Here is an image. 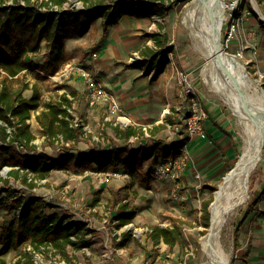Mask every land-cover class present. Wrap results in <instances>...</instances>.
<instances>
[{
  "label": "rangeland",
  "instance_id": "obj_1",
  "mask_svg": "<svg viewBox=\"0 0 264 264\" xmlns=\"http://www.w3.org/2000/svg\"><path fill=\"white\" fill-rule=\"evenodd\" d=\"M81 1L85 3L87 0ZM119 1L107 0V3L115 6ZM190 1L164 0L166 12L163 17L159 15L143 18L131 17L128 21L138 24L139 37L128 38L135 43L127 51L124 48L126 54H120L119 60H115L113 65L124 67V70L129 67L134 69V73L139 74L138 82L141 80L145 82L144 90L140 95L138 93L136 97L130 94V102L120 100L123 112L131 119V124L128 126L119 123L116 118L117 114L110 112L105 104L95 106L96 118H90V112L87 111L90 106L86 100L85 82L79 83L77 74L76 76L71 74L72 76L64 77L62 81L56 82L43 71L32 67L20 76L7 80V85L11 89L29 85L23 90V95L26 97L32 94V88H38L42 104L50 98L58 99L61 94L60 90L63 88L71 94L75 93L70 110L74 119L83 120L84 133L68 142L65 140L55 143L48 141L36 119L38 111H32L29 122L32 131L36 134L34 142L38 144V152L42 155L57 159L65 152L77 155L120 146L128 148L146 146L156 149V156L152 155L145 160L142 167L131 171H126L127 168L124 165L118 166L115 170L111 168L109 171L119 172L120 175L113 176L112 174L107 179L94 176L89 172L92 170L89 169L86 171L67 170L54 164L49 166L50 173L44 179L29 174L35 180L33 188H28L20 179L9 178L10 168L4 167L0 171V223L9 222L14 217L15 210L8 208L11 202V191L20 196L43 197L48 202H52L51 204H55L57 212L68 214L70 216L68 221L80 223L78 235L73 236L76 243L68 247L70 254L68 258L55 249L33 251L29 250L28 246L10 250L3 255L7 264H14L25 249L32 252L35 264H212L203 256L200 242L201 237L210 227V225L205 227L201 223L202 203L212 200L209 205L212 218L211 205L215 201L216 191L238 161L243 141L237 118L229 104L210 87L202 76V68L206 64V59L189 35L187 27L182 23L185 7ZM225 1L230 3L233 0ZM239 1H242L243 23L236 37L229 44L225 38L223 39L222 47L241 60L250 78L264 92V78L260 75V71H264V20L259 12H256L255 7L263 15L264 10L260 0ZM73 2L75 0L70 2L69 8L74 6ZM97 21L99 26H95V33L101 31L103 18ZM159 23L162 24V32L168 35L166 45L172 51L168 53L169 60H166L163 66L154 65L145 71L142 62L134 65L129 63L128 58L137 51L144 59L143 49L147 45L157 50L160 49L147 35L149 32L158 31ZM76 43L78 42L68 43L65 62L61 68L68 61L82 62L87 58L86 50L78 48V46L85 47V45ZM180 72L187 73L193 80L197 94L201 92L204 95H201L202 97L211 101L209 103L217 104L226 119L231 122L237 141L233 153L226 159L222 161L208 159L215 151L207 149L202 153L198 149L208 144L213 145V143L209 139L203 141L191 138L185 130L184 122L179 129L167 125L155 135L151 132L152 127L165 123V116L168 113L174 115L176 122L183 117L178 82ZM99 76L105 82L111 80L107 75L100 73ZM4 77L5 74L0 69V85ZM108 87L112 88L110 85ZM137 106L141 111L132 113V109H137ZM106 116L111 117V120L102 127ZM2 125L5 124L0 120V128ZM113 126H118L122 131L130 126L143 129L128 141L127 138L115 133ZM144 127L147 128L149 135L144 133ZM13 129L7 127L8 132H12ZM0 144L6 145L7 143L0 138ZM158 145H163L167 153H164L165 150L163 151ZM189 145H196V148L193 149ZM186 154L190 157V166L176 177L157 181L147 178L146 173L160 159L183 157ZM120 180H124L125 183ZM96 198L97 201H95ZM120 202H128L136 213L133 222L123 227H118L114 219ZM174 217L185 221L184 243L173 248L165 242L153 244L147 237L149 226L152 224L171 225ZM238 225L240 227L239 238L236 241V226ZM122 231H131V237L124 245L117 246L114 243V236L120 235ZM224 234L228 241L232 264H264V147L262 159L250 175L249 197L228 218ZM82 235L87 240L82 241ZM2 248L0 245V252Z\"/></svg>",
  "mask_w": 264,
  "mask_h": 264
},
{
  "label": "trees",
  "instance_id": "obj_2",
  "mask_svg": "<svg viewBox=\"0 0 264 264\" xmlns=\"http://www.w3.org/2000/svg\"><path fill=\"white\" fill-rule=\"evenodd\" d=\"M24 2L22 4L20 0H0V69L5 74L0 85V120L5 124L0 128V138L7 143L0 144V171L4 167H9V178L20 179L28 188H33L35 186L33 178H46L50 173L49 166L54 164L67 170L85 171L87 169L107 171L111 168L115 170L120 165H124L127 171L142 167L145 160L152 155L156 156L155 147H112L77 155L65 152L57 159L42 155L38 152V144L34 142L36 134L29 122L32 111H38L36 119L48 141L55 143L62 138L68 142L84 133L82 127L71 126L74 119L70 111L73 100L67 94H61L58 99H51L42 104L38 88H32V95L27 98L23 95V90L29 85L11 89L7 85V80L20 76L32 67L39 68L47 75L54 74L60 70L65 60L63 47L67 38L85 35L100 18H103L104 28H108L118 23L125 15L137 18L153 15L163 17L166 12L164 0H120L115 6L109 5L107 0H87L84 8L80 10L63 9L67 0ZM260 2L264 10V0ZM54 6L60 9L52 10ZM44 7L46 9H43ZM250 10L253 11L252 8ZM161 28L162 24L159 23L158 31L147 33L160 49L148 45L143 49L144 59L141 62L145 71L154 65L163 66V63L169 60L168 53L172 49L167 47L168 35L163 33ZM43 44L49 49L47 57L37 61ZM165 118V123H159L151 128L153 135L166 128L168 124L176 122L174 115L170 113L166 114ZM8 126L14 128L12 132H8ZM141 129L143 128L130 126L122 131L118 126H113L115 133L128 138L140 133ZM158 146L167 153L163 145ZM30 173L34 177L29 176ZM10 198L8 208L15 210V214L9 222L0 224V245L3 246L0 264H7L3 255L10 250L28 246L33 251L55 249L68 258L70 256L68 247L76 243L73 236L78 235L80 223L68 221L70 219L68 214L57 212L55 204L49 203L43 197L20 196L11 191ZM97 200L96 198L95 201ZM211 201L210 199L202 203L201 223L205 227H209L211 221L209 212ZM135 216L136 213L128 202H120L114 219L118 227H123L132 223ZM184 224L185 221L179 217L172 218V224L168 226L152 224L147 230V237L156 245L160 242H165L172 248L182 245ZM239 225L236 226V241L239 238ZM130 237L131 231H122L120 235L114 236V243L122 246ZM81 240L87 239L82 235ZM14 264H35L32 252L25 249Z\"/></svg>",
  "mask_w": 264,
  "mask_h": 264
},
{
  "label": "bare ground",
  "instance_id": "obj_3",
  "mask_svg": "<svg viewBox=\"0 0 264 264\" xmlns=\"http://www.w3.org/2000/svg\"><path fill=\"white\" fill-rule=\"evenodd\" d=\"M229 6H234V3L225 0H191L182 17V23L206 59L202 76L229 104L237 118L243 141L238 161L216 191L215 201L211 205V224L200 239L203 256L212 264H232L224 231L228 218L249 197L250 175L262 159L264 147V92L250 78L238 57L223 47L220 50L216 48V33L210 13L213 12L215 23L222 31ZM258 11L264 20V15Z\"/></svg>",
  "mask_w": 264,
  "mask_h": 264
},
{
  "label": "built area",
  "instance_id": "obj_4",
  "mask_svg": "<svg viewBox=\"0 0 264 264\" xmlns=\"http://www.w3.org/2000/svg\"><path fill=\"white\" fill-rule=\"evenodd\" d=\"M73 0H67L64 3L63 9H76L80 10L84 8L85 3L81 0H75L74 6L69 8L70 2ZM255 2L257 0H251ZM24 4V0H20ZM230 3H234V6L227 7L225 13V19L223 22L224 29L222 28V41L225 38L227 43L236 37L237 33L240 31L241 24L243 23V11H242V1L233 0ZM43 9H46L45 7ZM58 6H54L52 10H59ZM134 55L129 56L128 61L131 64H138L143 60V56L139 52L135 51ZM93 57L97 56V53L92 54ZM70 74H77L86 84V100L90 107H95L99 104H105L108 107V110L114 114H117V121L122 125L128 126L131 124L130 117L123 112V109L120 105V100L116 92L108 87V84L100 77L93 73L90 66L84 62L68 61L65 66L59 71L55 72L50 76L54 81H62L64 77L69 76ZM261 77L264 78V71H260ZM178 82L180 84L179 96L181 98V110H183V117L180 121H177L174 124H168L169 127L179 129V126L185 125V130L191 138L206 139L208 137L207 131L204 126V121L208 117V112L202 105L200 98L198 97L196 87L193 83V80L187 75V73L180 72ZM180 110V109H179ZM71 111V110H70ZM169 112V109H168ZM111 117L106 116L105 121L103 122L104 127L106 123L110 122ZM83 120L73 119L71 126H80L83 127ZM115 125H117L115 123ZM144 133L149 135L147 128L144 127ZM127 138L128 141L131 137ZM63 142V139L61 138ZM124 147V146H120ZM190 157L186 154L183 157H175L166 160H159L155 166L150 169L147 173V177L152 180L155 179H165L169 177H176L182 171H184L188 166H190ZM108 169L107 171H89L96 177L107 179L112 176H119V172H111ZM127 171V170H126ZM125 171V172H126ZM88 172V171H87ZM128 176V174H125ZM154 180V181H155ZM26 195V194H25ZM52 203V202H49ZM20 214V211H18ZM31 248L29 247V250Z\"/></svg>",
  "mask_w": 264,
  "mask_h": 264
},
{
  "label": "crops",
  "instance_id": "obj_5",
  "mask_svg": "<svg viewBox=\"0 0 264 264\" xmlns=\"http://www.w3.org/2000/svg\"><path fill=\"white\" fill-rule=\"evenodd\" d=\"M130 20L131 17L125 15L120 19L118 23L108 28H104V26L101 24L102 26L101 31L99 30L98 32L95 33L96 27L99 26L97 24L98 21H96L91 27V29L85 35L73 36L67 38L65 41V46L63 47V51L66 57V49L68 47L69 42L76 41L78 42L76 43L77 45L84 44L85 47L78 46V48H83V51L86 50V52L88 53L87 58L84 59L82 62L88 64L95 75L99 76L101 73L102 75L109 76L111 80L106 83L112 87V89L118 95L119 100H122V102H130L131 99L130 94L135 95L137 97V94L139 93L138 95H140V93L143 92L145 87L144 81L141 80L138 82L137 77L139 76V74L137 75L136 73H134L135 72L134 69L132 70L129 67L124 70V67H119V66L115 67L113 65L115 60H119L118 56H120V54L123 53L126 54L124 48H126L127 51L129 50L130 46L135 43V42H131L128 38L133 36L139 37L140 30L138 29L139 28L138 24H134L133 22H128ZM48 51H49L48 47L45 44H43L42 52L37 56L36 60L37 61L44 60L47 57ZM91 52L92 54L96 52L97 56L93 57V55H91ZM64 62L65 60L62 62L61 67L63 66ZM36 69H38V71L40 70L39 68ZM28 70L29 69H27L26 71ZM72 75L76 76V74H72ZM77 77H78L77 81L79 83H82L83 80L78 75ZM85 88L87 92L86 84H85ZM60 91L61 94H67L72 100L75 98L74 95L75 93L71 94L68 90L66 91L65 88L61 89ZM31 95H28L27 98H29ZM201 95L203 94L199 92L198 97L200 98L201 102L204 103V107L208 111V117L204 121V126L207 131L208 137L206 139H201V140L206 141L207 139H209L211 143H213V145L208 144L206 145V147L203 146L198 150L202 151V153L207 149L211 151H215V153L212 155L215 157L211 156L208 159H212L213 161L215 160L222 161L233 153V149L236 146L235 143L237 140L234 134V129L231 122L228 121V119H226L224 114L221 112V108L218 107L217 104L209 103L211 101L208 100L206 97H202ZM51 99L52 98L48 99V101ZM87 111L90 112L89 113L90 118H96V114L94 113L95 112L94 107H88ZM139 111L141 110L138 109V106L137 109L135 110L132 109V113L135 112L138 113ZM189 146L191 148L193 147V149L196 148V145H189ZM120 181L125 183L124 180H120ZM1 247L3 246L1 245Z\"/></svg>",
  "mask_w": 264,
  "mask_h": 264
},
{
  "label": "water",
  "instance_id": "obj_6",
  "mask_svg": "<svg viewBox=\"0 0 264 264\" xmlns=\"http://www.w3.org/2000/svg\"><path fill=\"white\" fill-rule=\"evenodd\" d=\"M255 10L257 13L259 12L257 7H255ZM210 17L213 19V22H214L213 29L216 33V48L218 50H220L222 45H223V43H222V31L220 30V27L215 23V20L213 18V12L210 13ZM224 69L227 73L231 74L230 71H228V69L226 67H224Z\"/></svg>",
  "mask_w": 264,
  "mask_h": 264
}]
</instances>
